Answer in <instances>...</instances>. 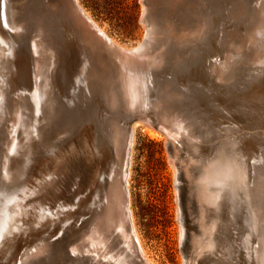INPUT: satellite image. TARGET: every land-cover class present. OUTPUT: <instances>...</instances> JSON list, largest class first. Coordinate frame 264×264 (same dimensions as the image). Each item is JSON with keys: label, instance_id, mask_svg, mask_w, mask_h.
Here are the masks:
<instances>
[{"label": "rangeland", "instance_id": "1", "mask_svg": "<svg viewBox=\"0 0 264 264\" xmlns=\"http://www.w3.org/2000/svg\"><path fill=\"white\" fill-rule=\"evenodd\" d=\"M80 1L90 11L92 17L120 42L137 45L145 38L149 26V22L143 18L147 7L146 0ZM14 2V0L10 2L12 12H15ZM234 4L233 0H216V4L212 0H194L195 9L203 19L205 18L201 35L183 50L181 53L183 56L179 55L180 64L175 63L172 54L164 60L156 69L152 85L141 102L143 108H146L147 113L152 116L156 106L160 107L161 115L168 124L166 129L169 133L168 136L156 121L148 125L149 128H143L147 125L141 123L138 125L139 129L132 147L127 187L136 227L155 264H200L201 262L202 264L205 262L206 264H261L260 257L262 258L264 249V230L261 231L264 228V224L261 225L264 216H260L261 212H264V158H261L264 155L261 152L262 150L264 152V67L259 68L245 62L237 63L231 68L229 76L224 79H220L216 72V65L221 59L223 50L220 39L226 30L224 27L228 26ZM211 23L216 26L214 27ZM208 46L211 49H208ZM189 50L194 56L189 54L191 52H188ZM195 57L198 58L195 59ZM28 69L29 64L25 56L20 54L14 72L11 74L12 81L9 86V95L13 92L11 99L15 100V96L24 91L23 85L29 81ZM237 69L241 72L239 73ZM153 72L151 71V74ZM73 79L72 70L64 75L58 73V76H55L56 88L64 111L66 112L68 104L75 97H77L78 106L82 109L81 115H77L80 118L72 134L59 133L55 139L69 140V138L85 136L95 142L101 135L109 137L113 131V123H116L123 134V148L126 155L125 139L128 125L121 109L111 108L106 90L102 86L92 97L90 106L86 107L85 93L83 90L75 89ZM115 88L118 94L117 101L122 102L123 96L119 88L117 86ZM149 130H152V135L148 133ZM2 134L4 138L7 137L6 133ZM110 155L111 153L108 156ZM95 156H93L95 160L99 161V157ZM215 159L226 167L232 166V178L229 181L230 184L228 182L229 186L227 185L226 190L222 192L227 197L221 194L222 197L220 196L221 200L218 201L216 209H213V212L207 209V212L198 201V178L203 171L202 168L210 165ZM201 160L204 161L202 164ZM88 164V160L84 161L77 170H74L71 164L69 170L73 169L72 174L64 179L60 188L62 198L64 197L66 201L62 207H54V210L58 212L54 217L41 219L36 214V210H29V214L21 220L7 245L0 249V264H142L137 252L127 250L114 236L113 231H104L101 227L104 199L100 204L99 212L91 217L90 203L94 202L97 187L101 183L103 185V177L100 167L94 181L90 175L82 183L81 175L83 172L86 174L85 168L87 169ZM119 170L120 167H118ZM183 171H186L187 175ZM254 181L255 183L252 184ZM238 182H241L240 185ZM243 182L247 185L245 186ZM259 185L263 188L259 189ZM103 192L102 198H104ZM260 192L262 196L259 195ZM0 195L1 220L13 210L14 199L18 196L15 188L5 185L1 173ZM248 195L249 197H246ZM253 198L260 199L257 200L258 202H252ZM254 203L257 205H253ZM189 212L191 213L188 214ZM257 212L260 213L257 214ZM209 229L212 232L211 235L208 234ZM258 234L260 237L257 236ZM255 236L260 240H257ZM250 237L253 239L248 240ZM95 239L99 243L103 241L104 245H94ZM209 239L213 246H206ZM253 254L259 256L256 258Z\"/></svg>", "mask_w": 264, "mask_h": 264}, {"label": "bare ground", "instance_id": "2", "mask_svg": "<svg viewBox=\"0 0 264 264\" xmlns=\"http://www.w3.org/2000/svg\"><path fill=\"white\" fill-rule=\"evenodd\" d=\"M14 1H15L14 2L15 12H12L10 5L11 0H0V152H1L0 173L5 185L12 189L15 188L18 191V196H16L14 199L15 201L13 203V210L8 214H6L4 218L0 220V249H3L7 245L11 235L19 227L21 220L25 216H27V214H29L30 209L36 210L37 211L36 214L40 216L41 219L52 218L58 213L56 210H54V207L57 206L62 207L63 203L66 201L64 197L62 198L63 194H62V190L60 189L64 179L71 176L73 169L77 170V168H79L84 163V161L88 160L89 164L87 165V169L85 168L86 174L82 171L83 172V175H81L82 183H84L86 181V178L89 177L90 175H91V179L94 181L95 176L98 174L97 172L100 167H101L100 172L102 173V177H103V185L101 183L99 187H97L98 190L96 191L94 202L90 203L91 217H94L99 212L100 204H102L103 202L102 200L104 199L105 205L103 210L101 211L102 213L103 212L104 213L102 217V222L100 223L101 227L104 228V231L105 230H110L111 232L113 231L114 236L117 237L119 241L123 243L124 247L127 250L131 249L133 252L138 253L142 261V264H155L154 258L147 251L148 249L145 248L141 236L136 227L133 217V212L130 206V198L127 189L129 182V175H130L132 147L137 130L139 129L138 127L139 124L134 123L128 126L127 137L125 139L126 141L125 143L127 145L126 155L123 148L124 147L123 134L120 128H118L119 126L116 123H113L114 124L112 129L113 131L109 137L106 135L104 136L101 135L97 138L95 142L92 141L90 137L88 138L85 136L82 138H77V137L74 139L69 138V140L55 139L56 135L59 133L64 132L66 134L71 135L74 127L77 126L80 117L71 116L70 118L69 116H65L64 113L65 109L63 108V105L60 101L58 90L56 88V83L53 81L51 76V71H50V67L52 64V55L50 54L51 52L46 51L45 49L42 48V44L39 41L38 34L33 33V31L32 32L27 31L24 26L25 19H27V14L29 17V12H28L29 0H14ZM76 1L79 4V6L82 8L85 15L92 21V23L96 26V28H98V30L103 34V36L107 38L108 43L110 44L111 47L110 50L114 51L118 55L117 61L119 64L118 65L119 76L121 78V83H123L122 85L123 95L126 100V105L129 108L137 104V102H139L140 99L139 78H141L142 76L143 73L142 71H145L146 69H154L160 67L161 64L164 62V60L168 56H170V54L173 55L175 63L180 64L181 59L179 58V55L183 53V50L187 48V46L190 45L191 42L199 38V36L201 35L202 26L205 25V21H204L205 18L204 19L202 18V15L198 13V10L195 9V5H193L194 0H146L147 7L145 10V14L143 15V18L145 19V21L147 20L149 22L147 34L143 39V42L137 45L135 44L133 45L126 42H120L113 35H110L107 32V30L104 28V26L100 25L92 17L90 11L81 3V1L80 0H76ZM233 1L235 2V4L233 5L231 10L232 12L230 13L229 16L230 21L227 24L228 26L224 27L226 28V30L222 34V37L220 39V44L223 46V50H222V55H220L221 59L219 60V62L217 61L218 63L216 65V72L220 79H224L228 77L231 68L233 66L235 67L236 66L235 64L237 63L245 62L246 64L250 63L256 65L259 68L264 67V0H233ZM212 2L216 4V0H212ZM199 44L200 43H198V45ZM208 49L211 48L209 47ZM138 51L140 54L138 53ZM190 51L191 50H189L188 52ZM194 53L197 54L198 52H194ZM20 54L25 56L26 61L29 64V69L27 71L29 81H27L26 85H23L24 91H21V93L19 92V94L15 96V100H13L10 97L13 92L9 95V86H10V82L12 81L11 74H13L14 72V68L19 60ZM189 54L191 55L192 51ZM197 58L195 57V59ZM201 59L202 58H200V60ZM243 65H244L243 67H245L244 63ZM240 72L241 71H239V73ZM15 83H16V79H15ZM2 84L3 87H1ZM164 125L167 126L168 124L164 123ZM246 125L248 126V124ZM166 126L164 127L163 125H160V127H162L165 133L169 136ZM143 128H149V127L147 125V126H143ZM206 132L208 131L206 130ZM2 133H6L7 137L4 138ZM148 133L152 135V130L151 131L149 130ZM198 135L200 134L198 133ZM251 143L253 144V142ZM256 146L258 148V145ZM109 152L111 153L110 156H108L110 154ZM261 152L262 154L264 153L263 150ZM95 155L99 157L100 159L99 161L95 160V158L93 157ZM263 156L261 158H264ZM168 162H170V160H168ZM200 162L202 164L204 161L202 162L201 160ZM258 162L261 163V161ZM35 164H38V166H35ZM71 164L73 165V169L69 170ZM194 166L192 165L191 167ZM118 167H120L121 171L120 170L118 171ZM231 167H228V165L226 167L223 165V163L219 162V160L217 161L215 159V161H213L210 165L204 167V169L202 168L203 171L198 178L197 197L203 210L206 209L207 211V209H209L212 210L210 212H213V209H216V207L218 206V201L221 200L219 199L221 194L222 196H225L223 195L222 192L226 190L228 182L232 178ZM250 167L253 168L254 166H250ZM261 168H263V166ZM119 172L121 173L119 174ZM258 173L259 172L257 171V174ZM120 177L123 179V181H121L122 179H120ZM242 178H244V176H242ZM255 181L252 184H254ZM240 183L238 182L239 185ZM246 183L249 184V182ZM249 188L251 187L249 186ZM260 188L262 189L263 187L260 186L259 189ZM1 189H3V187ZM256 189L258 191V187ZM253 190L254 188L252 189V191ZM102 191H104L103 192L104 198H102ZM249 191L252 192L251 190ZM259 195L262 196V193ZM186 197L188 198V196ZM226 197L227 195L225 196V198ZM246 197H249V195ZM260 198H258L257 200H259ZM257 200L254 199L252 200V202ZM234 204L235 203H233V205ZM248 204L251 205V203ZM255 204L256 203H254L253 205ZM222 208H224V206H222ZM190 213L191 212H189L188 214ZM259 213L257 212V214ZM261 213L262 214H260V216L261 217L264 216V212ZM196 214L198 215V213ZM263 222L264 221H262L261 225L264 224ZM263 230L264 228L261 231ZM220 231L222 232V230ZM246 232L248 233V230H246ZM256 232L255 234H257ZM211 233L212 232H210L209 229L208 234L211 235ZM248 234H250V232ZM259 234L257 236H259ZM251 237L248 240L253 239ZM259 237H256V239L260 240ZM218 240L220 241V239ZM218 240H216V242ZM101 242L103 243V241ZM244 243L247 244V242ZM210 245H212V241L209 239L208 244H206V246H210ZM253 246L255 245L253 244ZM258 256L259 255H257L256 258ZM260 259H261V264H264V249H263L262 258L260 257ZM200 264H202V262Z\"/></svg>", "mask_w": 264, "mask_h": 264}, {"label": "water", "instance_id": "3", "mask_svg": "<svg viewBox=\"0 0 264 264\" xmlns=\"http://www.w3.org/2000/svg\"><path fill=\"white\" fill-rule=\"evenodd\" d=\"M28 12L29 17L27 14L24 26L27 31L38 34L42 48L51 52L50 71L54 82L58 73L64 75L72 70L75 89L83 90L87 98L86 107L90 106L92 97L102 86L106 90L111 108L121 109L128 126L134 123L150 125L153 121L166 126L164 123L167 122L161 115L160 107L156 106L152 116L141 103L158 68L142 71L139 78V102L127 107L119 76L118 55L110 50L107 38L85 15L76 0H29ZM151 71L154 72L151 74ZM115 86L123 96L122 102L117 101ZM76 101L77 97L73 98L66 108L65 114L70 118L81 115L82 109ZM94 243L96 246L104 245L97 240Z\"/></svg>", "mask_w": 264, "mask_h": 264}]
</instances>
